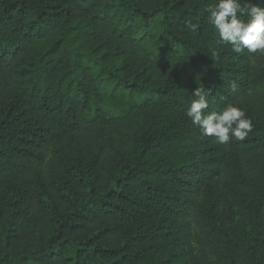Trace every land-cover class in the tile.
I'll list each match as a JSON object with an SVG mask.
<instances>
[{"label": "trees", "instance_id": "trees-1", "mask_svg": "<svg viewBox=\"0 0 264 264\" xmlns=\"http://www.w3.org/2000/svg\"><path fill=\"white\" fill-rule=\"evenodd\" d=\"M216 3L0 0V264H264V55ZM198 87L245 140L192 124Z\"/></svg>", "mask_w": 264, "mask_h": 264}, {"label": "clouds", "instance_id": "clouds-1", "mask_svg": "<svg viewBox=\"0 0 264 264\" xmlns=\"http://www.w3.org/2000/svg\"><path fill=\"white\" fill-rule=\"evenodd\" d=\"M249 2L242 7L240 0H218L209 6L208 20L219 33L220 42L230 45L232 52L264 55V7ZM247 17V21L243 17ZM209 91L196 88L191 105L185 115L201 134L211 137L219 144H228L232 138L243 141L252 130V120L235 104H228L220 111L206 113L209 108Z\"/></svg>", "mask_w": 264, "mask_h": 264}]
</instances>
